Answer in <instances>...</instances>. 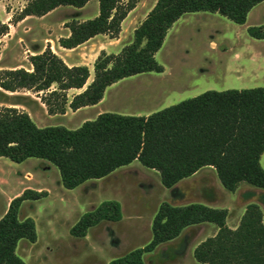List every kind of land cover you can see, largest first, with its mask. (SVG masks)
I'll list each match as a JSON object with an SVG mask.
<instances>
[{"label":"trees","instance_id":"obj_1","mask_svg":"<svg viewBox=\"0 0 264 264\" xmlns=\"http://www.w3.org/2000/svg\"><path fill=\"white\" fill-rule=\"evenodd\" d=\"M90 0H28L12 24L29 16H44L63 5L83 7ZM99 14L66 22L69 35L60 46L72 49L99 34L119 37L122 23L138 0H98ZM264 0H157L135 28L134 39L118 53L102 50L94 62V77L86 64L69 65L50 45L29 56L30 68L0 69V88L34 93L50 115L65 114L99 103L107 87L124 78L150 71L163 72L156 58L169 30L186 13L210 11L245 24L250 11ZM249 34L264 39V24L249 26ZM10 23L0 19V38ZM72 89H83L70 94ZM264 86L207 90L149 115L103 112L80 127L39 126L31 115L14 106H0V157L21 163L45 159L60 171L64 186L74 189L91 179L107 177L139 160L160 173L173 188L206 166H213L223 186L236 191L241 183L264 190ZM46 190L27 188L10 202L0 218V264H26L17 253L21 239H38L33 217L19 218L25 200L46 197ZM229 210L193 202L160 204L152 225L153 237L108 264H146L145 254L181 235L191 225L214 223L216 235L201 242L195 258L205 264H264V221L258 204H250L236 228L228 225ZM122 205L103 201L72 227L76 237L103 220L119 221Z\"/></svg>","mask_w":264,"mask_h":264},{"label":"rangeland","instance_id":"obj_2","mask_svg":"<svg viewBox=\"0 0 264 264\" xmlns=\"http://www.w3.org/2000/svg\"><path fill=\"white\" fill-rule=\"evenodd\" d=\"M156 1L138 0L125 19L118 39L105 37L82 49L66 50L59 44L60 37L69 32L66 22L94 18L96 1L84 9L59 6L44 16H29L12 24L13 16L28 0H0V19L10 23V32L0 38V69L30 68L29 56L48 43L68 63L88 65L90 83L94 77V61L101 48L118 53L131 43L135 28ZM261 24H264V1L252 9L245 24L210 11L184 14L169 30L156 55L158 62L166 68L165 72L150 71L122 79L109 92L108 109L133 113L160 110L169 97L177 103L211 89L222 91L264 86V71H259L257 63L252 64L250 60L252 52L264 54V40L252 37L247 30L249 26ZM241 67L248 72L242 77L238 75ZM0 106L25 110L42 127L61 124L75 129L84 119L94 115V111L84 110L79 114L70 112L67 117H52L43 109L40 99L25 89L8 92L0 88ZM44 163L50 162L31 158L16 163L6 157L0 158L3 171L0 183L7 184L0 187V216L7 209L8 193L18 190L21 180H26L24 184H32L35 180L31 174L25 179L26 171H31L50 189L47 197L27 200L19 210L20 219L31 216L37 223L38 240L31 242L23 238L17 246V253L26 264H108L151 241L153 220L163 202L187 204L199 201L227 208V223L232 228L240 224L246 208L254 203L260 206L264 221V190L243 182L236 191H230L223 186L212 167L168 188L162 183L158 171L136 160L107 177L91 179L68 189L62 182L59 169L52 163V169L45 168ZM262 164L264 166V157ZM106 200L121 203L123 219L103 220L89 229L87 237L74 236L72 227L85 213ZM217 232L214 223L193 226L176 240L145 254L146 264H205L195 258V248Z\"/></svg>","mask_w":264,"mask_h":264},{"label":"crops","instance_id":"obj_3","mask_svg":"<svg viewBox=\"0 0 264 264\" xmlns=\"http://www.w3.org/2000/svg\"><path fill=\"white\" fill-rule=\"evenodd\" d=\"M96 1V2H95ZM96 3V11H95V15L93 16V17H95V16H97L98 14H99V1L98 0H90L85 6H83V7H79L80 9H84L85 7H87L88 5H90V4H92V3ZM132 11V10H131ZM130 11V12H131ZM252 11V10H251ZM250 11V12H251ZM129 12V13H130ZM249 16V15H248ZM127 18V17H126ZM125 18V19H126ZM86 19H88V18H86V17H84V18H82V19H78V20H80V21H83V20H86ZM125 19H124V21H125ZM25 20V19H24ZM124 21H123V23H122V27H123V24H124ZM68 29V28H67ZM68 31L69 32H67V34L65 35V36H67V35H69V33H70V30L68 29ZM169 33V32H168ZM122 34V31H121V33H120V35ZM119 35V36H120ZM105 37H108L110 40H114V39H118L119 37H117V38H111L109 35H107V34H99V35H96L95 37H93V38H91V39H89L88 41H86L85 43H83V44H81V45H79V46H77V47H75V48H72V49H67V48H64V47H61V48H63V49H66V50H78V49H82L83 47H86V46H88V45H90V43H93L96 39H99V40H103ZM257 39V38H256ZM264 40V39H263ZM49 44L47 43L40 51H37V52H35V53H38V52H42L47 46H48ZM52 47V46H51ZM102 50H106L107 51V48L106 47H103V48H101V51ZM55 51V50H54ZM100 51V52H101ZM108 52V51H107ZM33 54H34V52H32ZM110 53V52H109ZM98 55L99 54H97L96 55V58L98 57ZM67 63H68V61L66 60V59H64ZM96 60V59H95ZM250 60H251V62H252V64H256L257 63V65L259 66V71L260 70H262V71H264V54H261L260 52H258V51H255V52H252L251 53V55H250ZM263 60V64L261 65V61ZM95 62V61H94ZM69 65H75V64H81V63H75V64H70V63H68ZM165 70H166V68L164 67V71L163 72H165ZM254 71V70H253ZM257 71H258V69H257ZM163 72H161V73H163ZM248 72H247V70L243 67H241V68H239L238 69V75L239 76H243V75H245V74H247ZM137 75V74H136ZM134 76V75H133ZM91 78V77H90ZM90 80V79H89ZM88 80V81H89ZM119 81H121V80H119ZM118 81V82H119ZM118 82H116V83H118ZM89 83V82H88ZM116 83H113L112 85H110L109 87H107V89H106V91H105V94H104V97H103V99L99 102V103H97V104H95V105H90V106H85V107H82V108H80V109H78V110H76V111H74V110H72V109H68L67 110V112L65 113V114H55V115H50V116H52V117H67V115H69V113L70 112H72V113H74V114H79V113H81L82 111H84V110H92V111H94V115H93V117H89V118H86V119H84L83 120V122H82V124L86 121V120H90V119H95L100 113H103V112H117V111H114V110H111V109H108L109 108V106H110V104L108 103V99H109V92H110V90L113 88V87H115V85H116ZM83 89H72L71 91H70V94H71V92H72V94L73 93H76V92H80V91H82ZM74 91V92H73ZM165 104L164 105H162V106H164V107H167V106H170V105H172V104H175L176 103V101H174L173 99H171V97H169V98H167L166 100H165ZM42 103V102H41ZM178 103V102H177ZM42 107H43V109L45 108V110L47 111V108H46V106L42 103ZM164 107H161V108H164ZM156 110H158V109H150V110H148V111H138V112H128V111H123V112H117V113H122V114H129V115H149L150 113H152V112H154V111H156ZM91 111V112H92ZM48 112V111H47ZM88 114H90V113H88ZM87 114V115H88ZM87 115H85V116H87ZM81 124V125H82ZM61 125V124H60ZM81 125H79L78 127H80ZM77 127V128H78ZM263 157H264V153H263V155H262V157H261V163H262V160H263ZM0 158H3V157H0ZM29 159H31V158H28V159H26L25 161H23V162H26L27 160H29ZM136 161V160H135ZM139 161V160H138ZM23 162H21V163H23ZM49 162V161H48ZM140 162V161H139ZM51 163V162H50ZM50 163H44L43 165H44V167L45 168H50V169H52V166H51V164ZM141 163V162H140ZM132 164V163H131ZM131 164H129V165H131ZM263 165V164H262ZM127 166V165H126ZM144 166V165H143ZM208 167H212V168H214L213 166H206V167H203V168H201L198 172H196L194 175H196V174H198L201 170H203V169H205V168H208ZM264 167V166H263ZM148 168V167H147ZM119 169V168H118ZM215 169V168H214ZM216 170V169H215ZM116 171V170H115ZM114 171V172H115ZM157 171V170H156ZM2 170H1V164H0V177H1V175H2ZM113 172V173H114ZM159 173V172H158ZM28 174H31V176H32V178H34L35 180L32 182V184H31V182L29 183V184H24L25 183V181L26 180H21V187L18 189V190H16V191H14V192H12V193H8V206H7V209L5 210V212H4V214L6 213V211L8 210V208H9V205H10V202L12 201V199H14L15 197H17V196H19V195H21L22 193H23V191L25 190V189H27V188H32V189H35V190H38V191H41V190H46L47 192H48V195L50 194V189L46 186V184L45 183H43L42 181H40V180H38L37 179V177L33 174V173H31V171H26V173H25V176H24V178L25 179H27V176H28ZM112 174V173H111ZM110 174V175H111ZM194 175H192V176H190V177H193ZM109 176V175H108ZM190 177H188V178H190ZM188 178H185V179H183V180H181L179 183H181V182H183V181H185L186 179H188ZM31 179V178H30ZM29 181H31V180H29ZM179 183H177V185L179 184ZM4 185H7V184H2V183H0V187H2V186H4ZM47 195V196H48ZM46 196V197H47ZM25 201H27V200H25ZM24 201V202H25ZM23 202V203H24ZM197 202V201H196ZM199 202V201H198ZM22 203V204H23ZM191 203H193V202H191ZM200 203H202V202H200ZM187 204H189V203H187ZM204 204H206V203H204ZM176 205H185V204H176ZM206 205H209V204H206ZM22 206V205H21ZM209 206H212V205H209ZM213 207V206H212ZM21 208V207H20ZM122 210H123V206H122ZM124 213V212H123ZM3 214V215H4ZM3 215H1L0 216V218L3 216ZM28 217H31V216H28ZM123 217H124V215H123ZM123 217H122V219H123ZM26 218V217H25ZM25 218H23V219H25ZM36 221V220H35ZM209 224V222H206V223H200V224H195V225H191V226H189V227H187V228H185L184 230H183V232H185L187 229H189V228H191V227H195V226H199V227H203V226H205V225H208ZM36 225H37V223H36ZM38 232V231H37ZM183 232L181 233V235L183 234ZM89 235V232H88V234H87V236ZM180 235V236H181ZM87 236H85V237H87ZM179 236V237H180ZM178 238V237H177ZM177 238H175V239H173V240H171V241H174V240H176ZM38 240V239H37ZM170 242V241H169ZM169 242H166V243H163V244H161L160 246H162V245H167V243H169ZM159 246V247H160ZM158 248V247H157Z\"/></svg>","mask_w":264,"mask_h":264}]
</instances>
